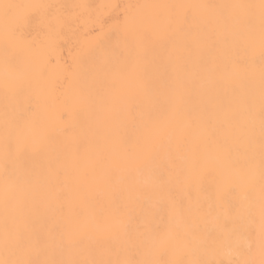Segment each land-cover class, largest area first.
<instances>
[{"label": "snow or ice", "instance_id": "obj_1", "mask_svg": "<svg viewBox=\"0 0 264 264\" xmlns=\"http://www.w3.org/2000/svg\"><path fill=\"white\" fill-rule=\"evenodd\" d=\"M69 7L89 6L0 0V264H264V0L123 5L109 28L115 42L85 39L53 81L44 48L55 47ZM34 21L45 42L31 38ZM157 83L170 103L154 117ZM58 88L60 129L43 114ZM191 91L208 97L182 122L198 133L191 161L177 164L169 149L157 163L153 138L137 132L175 127ZM81 112L120 121L126 165L148 172L127 198L111 197L103 220L84 201L91 185L112 182V169L104 154L92 158L91 125L75 130ZM184 142L181 132L176 148Z\"/></svg>", "mask_w": 264, "mask_h": 264}, {"label": "bare ground", "instance_id": "obj_2", "mask_svg": "<svg viewBox=\"0 0 264 264\" xmlns=\"http://www.w3.org/2000/svg\"><path fill=\"white\" fill-rule=\"evenodd\" d=\"M4 2H27V0H4ZM31 2L49 3L56 5H77L86 4L89 7L86 9L67 8L65 11L68 16V23L64 26L62 35L57 41L54 48L47 45L44 48L46 53L45 60L48 59V54L51 56V63L48 65L50 78L55 81L58 78L62 79L61 69L72 65L73 59L78 54H83L81 50V42L87 39L88 41L103 43H114L116 36L109 34V28L115 23V17L122 10V6L129 3L139 4H156V3H258L259 0H31ZM120 5V9L105 8L104 5ZM31 31V38L45 42L44 29L39 21H34ZM153 53L150 51L147 54L149 61V71H153L151 60ZM259 57L257 56V64ZM258 71V69H257ZM171 75V69L169 68ZM125 87L132 86L131 82H126ZM160 88L153 104L149 105L147 110L151 111L154 117H159L167 109L170 99L166 94V90L157 83ZM209 88L213 85L209 84ZM60 89L52 94V97L43 106V114L49 118L50 124L57 129L63 128L67 123V118L64 121L60 119L61 106L55 102L54 97L58 96ZM208 97L196 91H191L185 94L184 102L181 107L180 115L177 117V124L175 127H168L165 125L141 127L137 132L142 139L145 137H152L154 146L157 152V163H164L169 157V149L171 155L176 160L177 164H186L191 161L192 149L197 142L198 133L193 129H186L183 127V120L186 118H195L200 109L206 103ZM25 103L23 98L19 100L9 101V111L13 108L19 107ZM99 104V101H98ZM5 100L2 88V71H0V135L3 132ZM91 128L96 133L95 144L93 146L92 158L95 159L97 155L104 154L106 159L102 163L106 167H111L113 180L109 183H96L90 186L89 198L84 201L90 214L93 217H99L103 220L108 212L110 206V199L113 195L120 197L122 200L127 198L130 191L134 192L137 185L144 182L148 177V172L142 174L137 173L134 169L128 167L125 163L127 154L119 146V138L126 134L125 128L120 121L105 123L103 120L96 121L90 119L86 113L81 112L77 116V124L75 130L79 132L81 126ZM183 133L185 142L179 149L176 148L178 137ZM64 138L62 135L57 136V141L60 142ZM203 150V145L200 146ZM53 156L55 152L51 153ZM241 153L235 147L231 150V159L235 160L240 157ZM117 180L119 181L117 183ZM212 186L211 177L205 183V190H210ZM180 194L177 193V196ZM79 194L77 202H79ZM159 198L154 195V201ZM136 215H139V208H136ZM159 219V217L157 218Z\"/></svg>", "mask_w": 264, "mask_h": 264}]
</instances>
